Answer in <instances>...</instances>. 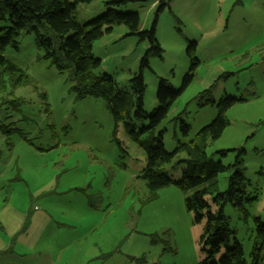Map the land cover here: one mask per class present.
<instances>
[{"label":"rangeland","instance_id":"374dc122","mask_svg":"<svg viewBox=\"0 0 264 264\" xmlns=\"http://www.w3.org/2000/svg\"><path fill=\"white\" fill-rule=\"evenodd\" d=\"M106 1L78 3L76 19L83 23L101 15ZM158 5L159 0H146L119 8L136 11L140 29L150 28L157 19L155 38L162 51L161 56L149 55L143 69V109L151 113L158 106L160 78L179 90L191 63L198 64L193 80L159 124L147 128L148 120L134 121L136 132L147 128L138 137L147 144L162 132L164 147L173 150L178 141L194 139L197 130L215 118L221 98L234 97L226 111L228 125L205 150L228 166L236 156L230 149H244L242 166L250 194L257 196L247 207L264 221V0H170L157 12ZM148 45L130 35L126 26H114L93 43L92 53L101 60L94 72L111 75L118 88L130 91L129 79ZM3 56L25 70L31 82L0 92V203L11 196L22 206L30 192L46 189L52 198L45 200L56 201L51 205L44 200L43 205L53 212L65 198L64 212H79L81 225L99 223L89 241L100 240L109 252L90 264H199L206 258L201 242L205 220L194 221L186 208L187 193L171 184L160 189L156 199L141 202L147 190L136 177L146 165L145 149L121 121H114L102 97L78 99L67 72L43 57L33 33H21L17 47L7 46ZM211 85L214 103L200 93ZM180 120L189 125L186 134ZM222 149L229 151L222 156ZM165 171L179 179L182 166L167 165ZM232 171L230 167L217 175L220 191L227 188ZM59 189L65 193H57ZM207 201L215 211L210 196ZM222 212L249 262L252 221L244 224L229 203ZM261 255L264 259V247Z\"/></svg>","mask_w":264,"mask_h":264},{"label":"trees","instance_id":"16d2710c","mask_svg":"<svg viewBox=\"0 0 264 264\" xmlns=\"http://www.w3.org/2000/svg\"><path fill=\"white\" fill-rule=\"evenodd\" d=\"M91 0H0V92L6 88L14 89L31 82L29 75L18 65L3 56L7 46L17 47L21 33H33L35 43L43 51V57L48 59L59 71H66L73 81L71 89L76 97L81 99L91 95L102 97L114 121H121L131 136L145 149L146 165L139 171L136 178L142 180L147 193L141 202H150L157 198L158 191L171 184L177 185L188 194L186 208L194 215L195 222L204 218V228L201 242L206 252L199 264H264L261 252L264 247V221L248 210V205L257 201V196L251 195L250 180L245 176L242 166L244 149L235 148V161L232 165H224L221 160H215L206 153L209 140L219 138L228 125L226 111L236 99L224 96L216 103V116L208 124L199 128L194 139L178 141L173 150H167L162 142V132L147 144L140 141L138 134L147 128H153L166 116L171 104L193 80L194 66L183 78L181 88L175 90L160 78L156 98L158 106L147 113L143 109L145 83L143 69L148 67L149 55L161 56V47L155 38V18L150 28L140 29L139 15L136 11H120L121 6L130 2L146 0H108L106 10L101 15L79 22L75 15L78 3ZM170 0H159L157 12L161 11ZM126 26L130 35H136L141 40L148 41V48L140 60L139 69L129 79L130 91L118 88L115 80L109 74L98 75L94 71L101 66V60L92 53L95 40L105 33H110L114 26ZM192 45V44H191ZM190 45V46H191ZM187 53L192 58L189 48ZM213 85L201 90L208 97L206 101L214 103L210 97ZM8 93H11L7 90ZM205 104V103H203ZM135 120H148V127L136 132ZM183 134L189 130V125L180 120ZM229 150L222 149L220 154L226 155ZM184 157L177 159L179 154ZM182 166L179 179H172L165 171L167 165ZM233 167L229 175L227 188L218 189L216 177L219 173ZM17 179V178H15ZM211 197L216 206L211 211L207 197ZM229 203L244 224L249 220L253 223L254 237L249 252V262L244 257L241 243L237 240L234 230L230 228L222 208Z\"/></svg>","mask_w":264,"mask_h":264},{"label":"crops","instance_id":"0c3cea01","mask_svg":"<svg viewBox=\"0 0 264 264\" xmlns=\"http://www.w3.org/2000/svg\"><path fill=\"white\" fill-rule=\"evenodd\" d=\"M33 192L22 206L15 204L11 196L0 203V264H90L109 252L100 240L89 241V234L97 230L99 223L81 225L79 212H64L65 198L51 212L43 205L46 196L52 198L50 190L37 188ZM58 192L63 194L65 190ZM55 201L45 200L51 205Z\"/></svg>","mask_w":264,"mask_h":264}]
</instances>
